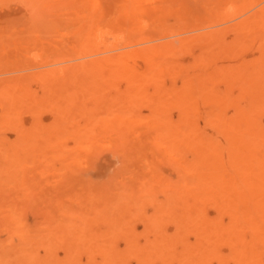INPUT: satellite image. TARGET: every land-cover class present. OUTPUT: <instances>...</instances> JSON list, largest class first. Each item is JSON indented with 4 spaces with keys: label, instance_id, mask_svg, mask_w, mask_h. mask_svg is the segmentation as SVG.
I'll return each mask as SVG.
<instances>
[{
    "label": "bare ground",
    "instance_id": "6f19581e",
    "mask_svg": "<svg viewBox=\"0 0 264 264\" xmlns=\"http://www.w3.org/2000/svg\"><path fill=\"white\" fill-rule=\"evenodd\" d=\"M216 1L0 0L19 11L0 16V264H264V0ZM149 142L177 180L153 149L149 173L151 158L131 165ZM104 144L129 168L112 187L80 163ZM51 159L66 186L52 203L89 197L45 208L53 232L36 234L26 210L44 206Z\"/></svg>",
    "mask_w": 264,
    "mask_h": 264
},
{
    "label": "rangeland",
    "instance_id": "374dc122",
    "mask_svg": "<svg viewBox=\"0 0 264 264\" xmlns=\"http://www.w3.org/2000/svg\"><path fill=\"white\" fill-rule=\"evenodd\" d=\"M200 1H202V3L201 4H207V5H209V6H213L212 5V3L214 4L215 3V1L216 0H212V1H209L208 3L207 2H205V1H203V0H200ZM207 1V0H206ZM216 2H218V0L216 1ZM260 2V1H259ZM200 4V5H201ZM202 6H204V5H202ZM201 6V7H202ZM200 7V8H201ZM255 7H256V4L254 5V6H252L251 7V9L249 8V9H247V10H245V11H243V12H240V13H238V14H236V15H233L232 16V19L231 20H236V19H240V18H243V16L245 17V16H248L249 14H251L253 11H255V10H257V9H255ZM5 9H7V10H5ZM253 9V10H252ZM19 11H18V9L17 8H15V5H11V6H9L8 8L7 7H5L4 8V12H3V8H1L0 7V16L1 17H4V16H11V17H13V16H15L17 13H18ZM246 14H248V15H246ZM232 33H230L229 35H228V37L229 38H232L233 37V34L231 35ZM232 36V37H231ZM255 54H258V49L257 48H252V49H250V50H248V51H246V53L243 55V56H247V57H252L253 55H255ZM181 60H184V61H182V62H188V61H190L191 60V56H186V55H184L182 58H181ZM187 60V61H186ZM224 62H226V61H222L220 64H224ZM33 88L35 89V90H39V86L38 85H34L33 84ZM40 91V90H39ZM38 91V92H39ZM144 107H140V108H138L137 110L141 113V114H144L145 112H147V114L149 113V109L147 108V107H145V109H143ZM146 108H147V110H146ZM0 112H1V110H0ZM203 112V111H202ZM44 113H45V115H44ZM52 112H50V111H47V113L46 112H43L42 113V115H41V117L42 118H40V128L44 131H47V127H50V126H47V125H51L53 122H54V115H53V113L51 114ZM204 113V112H203ZM1 114V113H0ZM51 114V115H50ZM146 114V113H145ZM144 114V115H145ZM173 115V117H174V119L176 120V118H177V116H178V112L177 111H173V113H172ZM47 115V116H46ZM53 116V117H52ZM42 119V120H41ZM31 120V121H30ZM53 121V122H51V121ZM50 121V122H49ZM44 122H47V123H44ZM49 122V123H48ZM78 123H76V124H78V125H80V126H83V128H86V126L87 125H85L86 124V121H81V120H78L77 121ZM33 123H34V119H32V116H28V115H25L24 116V119H23V124H24V126L26 127V128H30L32 125H33ZM44 124V125H43ZM45 124H47V125H45ZM30 125V126H29ZM85 125V126H84ZM28 126V127H27ZM45 128H44V127ZM201 126L202 127H204V123L201 121ZM143 127V126H142ZM145 130H146V128L145 127H143ZM141 130H142V128H141ZM136 131H139V130H136ZM143 131V130H142ZM138 134V133H137ZM7 135L9 136L7 139L10 141V138H11V141L10 142H13V139H14V141H15V139L17 138V136H16V134L14 133V132H9L8 134H5V137H7ZM15 135V136H14ZM139 135H140V133H139ZM139 135H137V136H139ZM15 137V138H14ZM67 141V142H66ZM60 142H63V144L64 145H66L67 147H70V146H68L69 144L72 146V148L74 147V141L72 140V141H70L69 139H61L60 140ZM69 142H73L72 144L71 143H69ZM66 143V144H65ZM68 143V144H67ZM150 144H148V148H147V152L145 153V157H143V161H141L140 163H139V161H137V163H136V160L135 161H133V163L131 164V165H135L136 167L138 166L139 167V164H140V166L142 165L141 163H143V167H145V166H148L149 164V162H150V158H151V162H150V169L148 170V172L147 173H149L150 171H151V166L153 165V164H151V163H154L156 160L153 158V157H155L156 155V157H158L160 160L158 161V163L157 164H159V162L161 163V164H159V169L161 170V173L163 174V175H165V177H167V178H169L170 179V177H173V178H171V179H173V180H175L176 178H177V174H175V171H172V168H173V166H171L172 164L171 163H169V161L171 160V158H170V156L169 155H166L164 158L162 157H160L159 156V152L157 151V149L155 148V146H153V144L151 143V142H149ZM60 145H62L61 143H60ZM67 147H63V145L61 146V148L62 149H64V150H67ZM70 149V148H69ZM68 149V150H69ZM153 149V151L154 152H156V154H155V156L154 155H152L153 153L151 152V150ZM155 149V150H154ZM100 155H101V157H98V159H95V160H92V161H84V159H85V156H86V153L84 152L83 153V155H81L80 156V160H83V161H80V163L82 164L81 165V167L82 168H84V167H86L85 165L88 163L89 165V167H91L90 168V170H88V169H86V170H84L85 172H83L84 174H83V176H84V178L87 180V182L89 183V182H92V183H95V184H99L100 186H102V185H106V186H109V187H112L113 186V184L115 183V181L118 179V177H119V180H122V178L120 179V177L121 176H119V173L122 175V172L121 171H123V170H128L129 168L127 167V169L124 167V163L123 162H125V160H126V158H123V156H121V155H119V154H117V151L115 150V148L113 147V146H107L106 144H104V146L103 147H100ZM116 151V152H115ZM149 154H151V155H149ZM119 155V156H118ZM116 156H118L119 157V159H118V157H116ZM120 156H121V158H120ZM150 156V157H149ZM147 157L149 158V159H147ZM155 157V158H156ZM155 161H154V160ZM52 160H54V159H51V160H49V161H47V165L45 164V165H42V166H40V167H43V166H45V168H43V169H41V170H44V172H40L39 173V183H40V185H41V190H42V186H43V191H41V192H47L46 193V200H45V203H44V206L46 205V207H44L43 206V204L41 203L40 205L39 204H35V203H33V204H31L28 208H27V210H26V218H25V220H26V222L27 223H29L28 225H30L29 227H33L34 225H35V227H33L34 229H32V227H31V230L33 231V232H35V231H37V232H35L36 234H49V233H52L53 232V228L50 230V228L48 227L49 226V224L47 223L48 222V214H46V212H49V211H51V210H56L57 208H59L60 206V209L58 210V212H63V209H64V211L65 210H68V209H76V211H80L83 207H85V203H83V206L82 205H80L79 203L82 201H84L85 202V200H86V198L87 197H89V193L88 192H84V190L82 191L81 189H82V187H81V189H80V187L79 188H77V190H79V192L81 193V194H83V192H84V195L82 196V195H79V197H81V200H79V201H73V202H68L67 203V201L64 199L63 201L65 202H63L62 201V203H61V201L60 202H58L59 204H58V207H56L57 205L56 204H54L55 202H53L52 203V201H51V196H54V195H56V191L60 188H65L66 186L64 185V187H61L62 185L59 183L60 182V180H59V175H61L63 172H57L58 170L57 169H59L60 168V166H61V164H60V162H58V160H54V161H52ZM121 160V161H120ZM122 160H123V162H122ZM142 160V159H141ZM52 161V163L50 164L49 162H51ZM154 161V162H153ZM122 162V163H121ZM126 163V162H125ZM171 164V165H170ZM130 165V170L128 171L129 173H132L133 171H134V169L132 168L133 166H131ZM167 165V166H166ZM57 166V167H56ZM134 166V167H135ZM170 166V167H169ZM53 167H56V170L53 168ZM121 167H122V169H121ZM142 167V168H143ZM161 167V168H160ZM47 168V169H46ZM52 168V169H51ZM125 168V169H124ZM140 168V167H139ZM51 171V176H49V172ZM145 170H147V168H145ZM173 170H174V168H173ZM53 171H55L54 173H53V176H52V172ZM86 171H88V172H86ZM136 172V171H135ZM59 174L58 175V177L59 178H57V174ZM61 173V174H60ZM165 173V174H164ZM166 174H167V176H166ZM49 176V177H48ZM56 176V177H55ZM89 176V177H88ZM170 176V177H169ZM53 177V179H51ZM87 177V178H86ZM116 177V179L114 180V178ZM58 179V181H57V179ZM46 179H47V181H46ZM61 179V178H60ZM177 180V179H176ZM42 183V184H41ZM54 183H55V185H57V188L56 189H54L56 186L54 185ZM57 183H59V185L57 184ZM48 184V185H47ZM45 185H47L48 187H46ZM55 186V187H54ZM44 187H46V190L44 189ZM54 187V188H53ZM54 190V191H53ZM77 190H76V192H77ZM82 192H81V191ZM44 192V193H45ZM79 192H77V194H75V195H78L79 194ZM86 195V196H85ZM86 197V198H85ZM161 199H163L162 198V196H161ZM68 200V199H67ZM69 201V200H68ZM51 202V203H50ZM81 202V203H82ZM57 203V202H56ZM61 203V204H60ZM67 203V204H66ZM70 203L73 205V203H74V205L76 206V207H74V205L73 206H71L70 205ZM51 204H52V206H51ZM63 204V205H62ZM64 204H66L67 205V207L68 208H63L65 205ZM34 205V206H33ZM36 205V206H35ZM38 205H39V207H38ZM55 207H54V206ZM70 205V206H69ZM79 206H80V208H79ZM35 209H33V208ZM41 207H43V208H41ZM54 207V208H53ZM72 207V208H71ZM39 208H41V209H39ZM45 208H47L48 209V211H46L45 212V210H47V209H45ZM56 208V209H55ZM86 208V207H85ZM146 208V211H145V213L147 212V214L150 212V211H153L152 210V207L151 206H146L145 207ZM44 209V210H43ZM75 209L73 210V211H75ZM40 210H43V212H40ZM39 211V212H38ZM34 212V213H33ZM152 213V212H151ZM149 215H150V213H149ZM37 216H38V219H37ZM43 217V218H42ZM41 218V219H40ZM42 221L41 223H40V221ZM29 221V222H28ZM40 223V224H39ZM42 226V227H41ZM46 226V227H45ZM134 226H135V229L136 230H139L141 233H142V231H144V224H143V222L142 221H135V223H134ZM48 227V228H47ZM49 229V230H47V229ZM46 229V230H45ZM38 231L39 232H41V233H38ZM46 231V232H45ZM49 231V232H48ZM139 231H137V232H139ZM5 235H3L2 237H4ZM6 237V236H5ZM5 237L4 238H2L3 240L5 239ZM123 242H121V244H122ZM122 245H124V243L122 244Z\"/></svg>",
    "mask_w": 264,
    "mask_h": 264
}]
</instances>
